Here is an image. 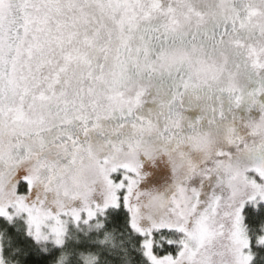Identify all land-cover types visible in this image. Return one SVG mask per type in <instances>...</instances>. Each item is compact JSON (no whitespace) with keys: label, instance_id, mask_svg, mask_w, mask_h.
I'll use <instances>...</instances> for the list:
<instances>
[{"label":"snow or ice","instance_id":"6c2138e0","mask_svg":"<svg viewBox=\"0 0 264 264\" xmlns=\"http://www.w3.org/2000/svg\"><path fill=\"white\" fill-rule=\"evenodd\" d=\"M0 264H264V0H0Z\"/></svg>","mask_w":264,"mask_h":264},{"label":"rangeland","instance_id":"374dc122","mask_svg":"<svg viewBox=\"0 0 264 264\" xmlns=\"http://www.w3.org/2000/svg\"><path fill=\"white\" fill-rule=\"evenodd\" d=\"M153 171H154V178L157 180L163 181L164 176H165V170L162 167H160Z\"/></svg>","mask_w":264,"mask_h":264}]
</instances>
